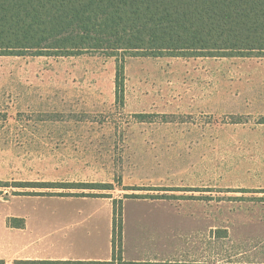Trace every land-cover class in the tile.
<instances>
[{
  "label": "rangeland",
  "instance_id": "1",
  "mask_svg": "<svg viewBox=\"0 0 264 264\" xmlns=\"http://www.w3.org/2000/svg\"><path fill=\"white\" fill-rule=\"evenodd\" d=\"M116 73L101 53L0 56V202L109 195L127 257L264 264V57L128 56L120 98Z\"/></svg>",
  "mask_w": 264,
  "mask_h": 264
},
{
  "label": "trees",
  "instance_id": "2",
  "mask_svg": "<svg viewBox=\"0 0 264 264\" xmlns=\"http://www.w3.org/2000/svg\"><path fill=\"white\" fill-rule=\"evenodd\" d=\"M86 53L116 58L119 98L124 92L128 56L264 57V0H0V56ZM18 186L69 188L67 184L49 182ZM113 204L111 261L49 264H150L123 259V200L113 198ZM16 220L21 223L16 224ZM10 223L24 225L19 219H11Z\"/></svg>",
  "mask_w": 264,
  "mask_h": 264
},
{
  "label": "crops",
  "instance_id": "3",
  "mask_svg": "<svg viewBox=\"0 0 264 264\" xmlns=\"http://www.w3.org/2000/svg\"><path fill=\"white\" fill-rule=\"evenodd\" d=\"M24 199L37 200V203L31 209H25V205L16 209L12 207L9 213L8 204L0 202V261L5 264H49L53 261L113 259V198L56 194L28 195ZM11 219L23 220L24 225H11ZM20 223L16 220V224ZM123 259L168 264L166 251L150 256L127 257L124 230Z\"/></svg>",
  "mask_w": 264,
  "mask_h": 264
}]
</instances>
